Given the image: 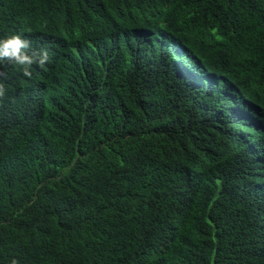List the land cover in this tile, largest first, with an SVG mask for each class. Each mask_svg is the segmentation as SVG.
I'll return each instance as SVG.
<instances>
[{"label":"trees","instance_id":"trees-1","mask_svg":"<svg viewBox=\"0 0 264 264\" xmlns=\"http://www.w3.org/2000/svg\"><path fill=\"white\" fill-rule=\"evenodd\" d=\"M161 1L170 20L146 42L125 9L135 25L151 10L126 0H0V39L24 31L49 54L31 77L0 62V264H264V147L242 157L249 172H229L144 120L174 74L165 49L264 77V0ZM159 147L183 155L146 153ZM199 170L212 181L196 184Z\"/></svg>","mask_w":264,"mask_h":264},{"label":"clouds","instance_id":"clouds-1","mask_svg":"<svg viewBox=\"0 0 264 264\" xmlns=\"http://www.w3.org/2000/svg\"><path fill=\"white\" fill-rule=\"evenodd\" d=\"M135 4L147 7L151 11L142 21L135 25V19L130 10L125 12L129 18V31L134 28L136 40L150 42L162 28V20L169 21L166 16L169 6L161 0H126L125 6ZM122 48H125L122 45ZM168 62L174 74H164L160 88L153 90L148 96L156 102L152 110L146 111L144 120L166 126L171 134L181 139L197 140L207 146L214 160L222 169L233 172L240 166L247 169L242 157L264 147V77L245 78L241 76L231 79L226 74V65L220 68L209 67L203 58L192 55L188 45L181 44L171 52H167ZM5 61L31 77L32 67L43 68L49 61L48 51L37 46L35 40L27 32L19 31L0 39V62ZM184 75L181 80L177 75ZM195 81L203 90H209L219 95L217 100H199L190 94L186 87ZM149 77L144 75V92L147 89ZM189 96V102L178 104L164 99L168 92ZM4 89L0 86V95ZM148 144V143H146ZM161 152L150 150L148 155L158 161H177L183 155V147L174 151ZM158 166L159 162L156 163ZM248 171V169H247ZM249 172V171H248ZM199 178L196 182L212 181L214 173L210 171H195Z\"/></svg>","mask_w":264,"mask_h":264}]
</instances>
